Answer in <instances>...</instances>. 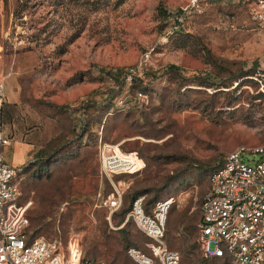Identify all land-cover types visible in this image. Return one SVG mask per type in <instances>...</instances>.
I'll return each mask as SVG.
<instances>
[{
    "label": "rangeland",
    "instance_id": "1",
    "mask_svg": "<svg viewBox=\"0 0 264 264\" xmlns=\"http://www.w3.org/2000/svg\"><path fill=\"white\" fill-rule=\"evenodd\" d=\"M188 2L0 0L1 56L21 86L18 141L31 148L20 165L22 200L31 201L29 237L68 242L75 233L84 258L134 264L127 248L149 253L151 240L127 216L132 197L146 196V212L173 197L164 245L180 253L181 264H227L200 249L199 201L228 152L264 145V29L242 0H221L188 14L182 31L166 36L162 12ZM137 66L141 81L120 91L111 74ZM140 87L147 103L130 98ZM110 93L113 105L99 104L96 122L79 133L68 104L105 103ZM119 100L129 103L126 110ZM99 126L101 142L136 151L144 167L102 176ZM110 181L123 195L108 215L95 204L100 190L111 191Z\"/></svg>",
    "mask_w": 264,
    "mask_h": 264
},
{
    "label": "built area",
    "instance_id": "2",
    "mask_svg": "<svg viewBox=\"0 0 264 264\" xmlns=\"http://www.w3.org/2000/svg\"><path fill=\"white\" fill-rule=\"evenodd\" d=\"M217 1L221 0H189L180 9L169 11L165 18L169 24L166 36L182 30L188 14H199ZM242 1L247 3L251 20L264 29V0ZM142 72L138 66L122 72V85L117 88L122 91L126 85L137 83L138 77L143 78ZM2 97L0 86V99ZM130 98L137 103H147L148 94L134 89ZM128 105L123 106L120 100L117 102L123 111ZM109 115L111 112L106 114ZM81 129L79 123L77 131L81 133ZM102 132L103 127L99 126L98 156L102 176L110 179L136 173L144 167L136 151L121 152L119 144L101 142ZM9 144L0 107V264H97L82 256L75 233L69 236L68 242L29 237L26 229L31 201L22 200L20 166H13L4 157V148ZM245 152L261 154V157L250 160ZM110 184L111 191L104 194L100 190L95 204L108 215L119 210L123 195V190L115 183L110 181ZM174 201L173 197L157 200L149 212L144 208V196L132 201L127 216L151 240L147 245L149 253L133 246L127 248V255L134 264H181L180 253L168 249L162 240ZM67 205L63 202L60 211L63 212ZM198 209V242L204 256L221 258L227 264H264V145L237 146L228 152L222 164L211 173Z\"/></svg>",
    "mask_w": 264,
    "mask_h": 264
},
{
    "label": "crops",
    "instance_id": "3",
    "mask_svg": "<svg viewBox=\"0 0 264 264\" xmlns=\"http://www.w3.org/2000/svg\"><path fill=\"white\" fill-rule=\"evenodd\" d=\"M1 44H0V86L3 89V97L0 99V107L2 111V120L4 131L10 136V144L4 148V157L6 161L13 166H20L25 161V157L28 152L31 151L30 145L18 141V138L24 129V122L20 120H15L18 117L19 103H21V86L19 85L16 77L9 73L7 64L4 63L1 56ZM23 111V110H22ZM14 115V117H13ZM14 128V139L15 142L11 140V129ZM10 162L8 159H12Z\"/></svg>",
    "mask_w": 264,
    "mask_h": 264
},
{
    "label": "trees",
    "instance_id": "4",
    "mask_svg": "<svg viewBox=\"0 0 264 264\" xmlns=\"http://www.w3.org/2000/svg\"><path fill=\"white\" fill-rule=\"evenodd\" d=\"M243 3H246V2H243ZM162 14L164 15V18L163 19H165L166 16H167V14H164V12H162ZM181 31L182 30H180L178 32H181ZM174 33H176V32H174ZM111 75H112L113 79L117 82V87L118 86H121L122 85V72L121 71H119V72H113ZM138 81H141V80L138 78ZM138 89L142 90L143 92H147L146 89H145V87H140ZM104 101H106L105 102L106 104L103 103V101H99L98 102V101H95V100H92V99H89V100L86 99L85 102H82V100H79L73 107H72L71 104H68V108L69 107H72V109H71L72 114L70 115V118L73 119V121H77L78 124L80 123L82 125L81 132H83L87 127H89V125H92L93 126V124L96 122L95 120H96L97 113L95 111H97V109H98L97 106L99 104L100 105H103V106H107V107L108 106L110 107V106L113 105V103H112V94L110 93V95L107 98H105ZM109 111H110V109L107 111V113ZM223 159H224V157L222 158V160L214 168H212V170H211V172L209 174V178H210V175L213 172V170L216 169L218 166H220L222 164ZM140 195L144 196V208L146 209L148 203L146 202V196L144 194L134 195L132 197V201L137 196H140ZM153 203L151 205H149V210H150L151 206L153 205ZM131 204H132V202H131ZM219 259H221V258H219Z\"/></svg>",
    "mask_w": 264,
    "mask_h": 264
},
{
    "label": "bare ground",
    "instance_id": "5",
    "mask_svg": "<svg viewBox=\"0 0 264 264\" xmlns=\"http://www.w3.org/2000/svg\"><path fill=\"white\" fill-rule=\"evenodd\" d=\"M125 188V187H124ZM124 188H122V189H124ZM121 190V189H120Z\"/></svg>",
    "mask_w": 264,
    "mask_h": 264
}]
</instances>
